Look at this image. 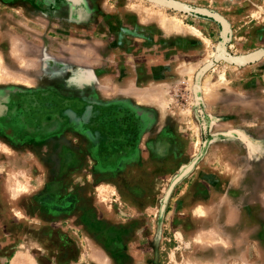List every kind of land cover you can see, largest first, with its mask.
<instances>
[{
  "label": "rangeland",
  "instance_id": "374dc122",
  "mask_svg": "<svg viewBox=\"0 0 264 264\" xmlns=\"http://www.w3.org/2000/svg\"><path fill=\"white\" fill-rule=\"evenodd\" d=\"M0 264H264V0H0Z\"/></svg>",
  "mask_w": 264,
  "mask_h": 264
},
{
  "label": "bare ground",
  "instance_id": "6f19581e",
  "mask_svg": "<svg viewBox=\"0 0 264 264\" xmlns=\"http://www.w3.org/2000/svg\"><path fill=\"white\" fill-rule=\"evenodd\" d=\"M161 21H162V20H161ZM173 23H174V22H173ZM179 23H180V22H177V24H179ZM175 24H176V22H175ZM180 24H181V23H180ZM177 26H178V25H177ZM181 26H182V25H181ZM181 26H180V27H181ZM178 28H179V26H178ZM186 28H187V27H186ZM186 28H185V29H186ZM189 28H190V27H189ZM191 32L193 33L194 31H191ZM196 32H197V31H196ZM194 33H195V32H194Z\"/></svg>",
  "mask_w": 264,
  "mask_h": 264
}]
</instances>
